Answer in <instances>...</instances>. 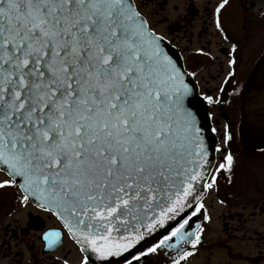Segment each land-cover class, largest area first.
<instances>
[{
	"label": "snow or ice",
	"instance_id": "snow-or-ice-1",
	"mask_svg": "<svg viewBox=\"0 0 264 264\" xmlns=\"http://www.w3.org/2000/svg\"><path fill=\"white\" fill-rule=\"evenodd\" d=\"M228 4L215 8L221 31ZM161 40L132 0H0V189L18 186L21 203L54 212L105 264H141L163 248L183 264L204 231L187 230L204 210L196 182L211 189L233 169L227 151L213 172L185 104L192 89ZM228 63L234 78L238 60ZM60 238L43 236L48 247Z\"/></svg>",
	"mask_w": 264,
	"mask_h": 264
},
{
	"label": "flooded vegetation",
	"instance_id": "flooded-vegetation-1",
	"mask_svg": "<svg viewBox=\"0 0 264 264\" xmlns=\"http://www.w3.org/2000/svg\"><path fill=\"white\" fill-rule=\"evenodd\" d=\"M219 2L156 0L159 23L151 25L181 51L199 82L205 68L221 67L218 84L201 86L200 90L219 100L212 105L225 118L217 127L222 138L221 156L227 151L234 156L232 171L222 170L210 189V202L199 215L204 229L201 243L183 264H264V149L242 139L238 124L241 100H257L258 84L264 83V0H229L221 12L223 31L215 24ZM170 5L178 12L175 18L165 14ZM234 44L238 49L235 53ZM233 56L238 65L231 78L228 61ZM226 135L232 139L226 142ZM248 166L253 170L247 171ZM8 178L0 171V179ZM19 194L18 186L0 189V264H82L84 254L57 217L30 200L21 203ZM205 214L210 219H204ZM60 230L59 242L48 247L44 234ZM181 248L192 250L190 245ZM175 254V250L163 248L142 261L171 264ZM88 264L93 263L89 260Z\"/></svg>",
	"mask_w": 264,
	"mask_h": 264
},
{
	"label": "water",
	"instance_id": "water-1",
	"mask_svg": "<svg viewBox=\"0 0 264 264\" xmlns=\"http://www.w3.org/2000/svg\"><path fill=\"white\" fill-rule=\"evenodd\" d=\"M161 44L164 47L165 51L168 52V54L174 59L177 66L184 74V82L188 84L189 88L192 89L189 95L185 98V104L189 108V110H191L193 114L196 116L197 124L201 128V136L204 138L205 145L209 149L210 158L214 157V161H213V165H214L217 139L212 131V124L210 122V117L208 115L207 104L205 103L204 99L200 97L198 93L195 91L194 83L192 82L189 75L185 72L182 61L179 58V55L177 54L176 50L163 39L161 40ZM245 114H246L245 123L249 129L255 132V138L261 142L264 141V99L258 105L257 109L254 110L249 109L247 112H245ZM195 188H196V192L194 193V195H199L202 199L206 192V188H203V182H196ZM190 202H192L191 198H190ZM177 219H179V217H177ZM169 223L174 224L175 221H171ZM165 231H166L165 228L159 229L156 233H153L151 236H149L146 239V241L141 242V245H138V247L142 249L144 246L152 242L154 239H156L159 235H161ZM87 252L89 254L92 253L91 250H88ZM109 259L119 261V258H109ZM98 260L100 263H105L101 261L99 258Z\"/></svg>",
	"mask_w": 264,
	"mask_h": 264
},
{
	"label": "rangeland",
	"instance_id": "rangeland-1",
	"mask_svg": "<svg viewBox=\"0 0 264 264\" xmlns=\"http://www.w3.org/2000/svg\"><path fill=\"white\" fill-rule=\"evenodd\" d=\"M138 4L141 6L142 10L146 13H148L150 15V19H151V23L154 24L156 26V24L159 23L158 21V16L156 15V10L158 8V4L156 3V0H137ZM182 8L180 7V10ZM166 16H168L169 18H175L178 15V12H175L172 8V6L170 5L166 12H165ZM205 42V40H203ZM183 44H186L185 41L183 42ZM221 70V67L219 66V64L216 65H211L208 66L207 68L204 69L202 76L204 77V83L207 87H215L218 82L220 81V79L218 78V74ZM250 163V161H249ZM241 166V162L239 161L238 163ZM246 166V165H245ZM242 169V166H241ZM253 167L248 166L247 167V171H252ZM251 185H254L253 182H251Z\"/></svg>",
	"mask_w": 264,
	"mask_h": 264
}]
</instances>
